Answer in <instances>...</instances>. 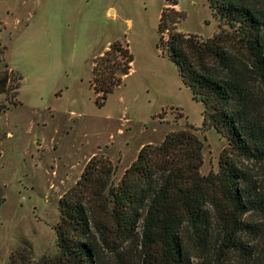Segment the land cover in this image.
Wrapping results in <instances>:
<instances>
[{
  "label": "rangeland",
  "instance_id": "rangeland-1",
  "mask_svg": "<svg viewBox=\"0 0 264 264\" xmlns=\"http://www.w3.org/2000/svg\"><path fill=\"white\" fill-rule=\"evenodd\" d=\"M166 5L165 0H0V186L5 197L0 264H67L55 232L59 201L93 158L111 167L109 185H117L143 146L187 131L201 144L200 174L219 171L227 140L203 126V106L157 48ZM177 8L186 14L181 32L206 40L220 31L208 0H178ZM116 41L128 44L132 68L99 107L90 86L93 61ZM19 73L23 80L14 96ZM241 164L264 179V162ZM209 240L206 255L190 246L187 264L215 259V241ZM123 253L127 264H141V240L134 239ZM221 263L240 264V259L228 254Z\"/></svg>",
  "mask_w": 264,
  "mask_h": 264
},
{
  "label": "trees",
  "instance_id": "trees-1",
  "mask_svg": "<svg viewBox=\"0 0 264 264\" xmlns=\"http://www.w3.org/2000/svg\"><path fill=\"white\" fill-rule=\"evenodd\" d=\"M165 1L157 48L203 106V126L227 140L219 171L200 174L201 144L187 131L143 146L117 185H109L111 167L93 158L59 201L57 247L67 264H127L124 248L140 239L141 264H187L191 247L206 255L213 238L216 257L207 264L228 254H238L240 264H264V179L241 164L264 162V0H208L220 31L206 40L181 32L185 12L178 0ZM132 63L120 41L94 59L97 106ZM22 80L18 75L14 96ZM4 202L0 186V208Z\"/></svg>",
  "mask_w": 264,
  "mask_h": 264
},
{
  "label": "crops",
  "instance_id": "crops-1",
  "mask_svg": "<svg viewBox=\"0 0 264 264\" xmlns=\"http://www.w3.org/2000/svg\"><path fill=\"white\" fill-rule=\"evenodd\" d=\"M166 6H167V5H166ZM108 48H109V47H107L106 49H108ZM106 49H105V50H106Z\"/></svg>",
  "mask_w": 264,
  "mask_h": 264
}]
</instances>
